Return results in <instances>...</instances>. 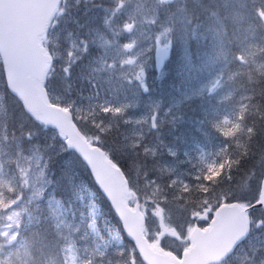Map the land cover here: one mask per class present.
Returning <instances> with one entry per match:
<instances>
[{"label":"rangeland","instance_id":"rangeland-1","mask_svg":"<svg viewBox=\"0 0 264 264\" xmlns=\"http://www.w3.org/2000/svg\"><path fill=\"white\" fill-rule=\"evenodd\" d=\"M105 2L108 3L109 0H105ZM100 3L101 0H96L95 3L94 0H68L67 3L71 10V16H75L80 10L79 23L83 29L82 37L88 39L95 37L100 45V47H91L93 49L91 56L85 55L83 58L85 64L79 67L81 71L78 72V75L82 76L79 80L84 85L81 87L82 90L72 95V99L87 109L89 101L86 97L92 91L87 77H91L104 90L102 99L106 98L114 104L128 103L130 105L125 112L126 117L132 119L144 117L146 121H150L156 110L157 127L153 130L154 137L150 147L159 148L160 151L157 152L156 149L157 154L154 158L158 157L161 161L159 164L164 166V171L172 178L177 179L178 184L177 188L174 189L175 191L179 192L180 181L195 185L194 177L196 175L211 171L210 165L218 164L224 160L225 153L224 150H221V146L225 141L224 139L232 138L226 137L223 131L214 125L220 124L222 128H231L232 122L237 120L240 104H246V100L240 95V92L235 88L233 89L232 79L234 76L243 75L247 72H264V58L262 56L264 51V12L260 11L264 9V0H210L211 7L207 12L199 11L193 0H172V6L177 9L176 15L160 27L159 31H163V27H169L171 31L167 38L160 40L159 44L154 39V36L158 35L157 30L151 28L144 18L153 16L152 9L161 6L160 0H134L137 9L139 43L129 53L120 50L118 44L115 43L110 46L104 45L103 30L94 31L103 17V10L98 7ZM185 3L188 5L189 13H192L190 19L185 12L181 11ZM93 24L95 28L90 29ZM141 29L145 31L141 32ZM107 35L111 38L110 33ZM129 39V34H122L118 43L126 42ZM74 40L76 39L71 38L68 44ZM169 41L171 59L166 71L159 74L161 65L165 63L167 57L159 65H156V48ZM222 42L224 51L229 53L242 52L245 63L240 65L231 59V55L226 60L225 56L221 54ZM189 43L195 45L188 49ZM61 49V54L64 57L66 49ZM182 51L185 54L180 59ZM136 52L141 53L137 57L136 64L123 67L119 65L118 60L116 68H108L99 63L98 60L92 59L95 54L103 56L106 60H111L113 57L125 58L127 55H133ZM79 53L77 50L76 55ZM138 64H142L145 70L148 68L149 71L153 72L158 86L162 88L158 97L163 105L172 104L174 107L181 104L180 109L188 107L189 110L183 112L184 116L178 115L180 112L178 107L164 111L162 104L157 103L153 97L148 95L145 96L147 98L139 99L135 90V83L126 79L129 73L138 70ZM217 79H219V84L209 92ZM125 80L128 81L124 82ZM3 84V76L0 71V168L3 169L0 172V191H3L5 196H11L14 193L10 192L5 184L18 185L19 183L18 180L14 179L12 173L18 154L10 148L12 142L4 139V125L11 123L12 120H6ZM81 93H83L84 98H82ZM57 97L60 98L56 102L58 104L67 99V96L64 97L53 91V100L56 101ZM192 108L197 109L191 110ZM174 110L176 113L173 112ZM85 115H88L89 121L98 119V117L89 115L87 111ZM226 119L228 123H225ZM108 123L109 121L105 119L102 126L107 129ZM166 123L176 127L178 140L175 143L160 141V144L159 141L155 142L158 128L164 125L163 128L165 129ZM144 124L124 123L123 120H120L119 129L113 127L107 130V134L112 135V130H117L120 137H126V139H119L120 143L118 144L127 145L126 152H130L133 149L132 141L136 139L135 132H142L144 142L148 141V138L145 137L146 134H144ZM151 129L153 128L151 127ZM45 132L48 136L37 141L34 139V143L41 145V151L47 156L50 155L49 152L52 155L54 150V148L48 147V141L52 139L55 133ZM225 149L228 151V148ZM48 171L47 167L46 182L52 187L48 188V210L45 215L53 217V223L62 221L57 230L60 234L58 235V242L67 244L74 239L80 247L86 244L91 245L95 242L96 237L88 228V221L91 219L88 198L90 196L94 199V193L91 191L88 182L83 183L79 180L78 183L73 181L70 183L69 181V190L67 191L57 185L55 186V181L50 179ZM218 175V171L212 172V176ZM159 195L157 194V196ZM57 204L60 205L59 209L56 208ZM25 207L27 210L21 213L23 224L19 229V239H16V232H13L11 236L5 234L7 220L0 216V264H60L59 256L54 257L48 253L40 254L39 252L36 254L27 248V244L23 242L24 231L29 225V216H31V226L37 227L41 221V214L36 210L34 204H26ZM188 207L190 210L191 203L188 199L177 206L173 207L172 205V214L179 220L178 228L181 230V235H187L189 232L190 227L184 221L187 220L186 210ZM191 216L189 212V218ZM96 218L102 225L105 223L102 222V214L99 211L96 213ZM153 223L155 222L153 221ZM170 226L172 224L168 222L162 226L163 230L160 231L159 238L166 235L171 236L170 242L176 243L181 240L180 230H176V233L171 235L168 232H172V230L170 228L165 229V227ZM154 228L157 227L153 224L152 229ZM149 239L153 244H157L154 237L149 236ZM253 240L256 243L254 247H251ZM111 243L116 245L119 241L113 239ZM263 257L264 228L258 229L256 227L253 236L239 246L231 257L222 264H261L264 261Z\"/></svg>","mask_w":264,"mask_h":264},{"label":"snow or ice","instance_id":"snow-or-ice-1","mask_svg":"<svg viewBox=\"0 0 264 264\" xmlns=\"http://www.w3.org/2000/svg\"><path fill=\"white\" fill-rule=\"evenodd\" d=\"M201 12H207L211 7L210 0H193ZM160 7L152 9L153 16L145 17L144 20L151 28L156 29L158 35L154 36L155 41L159 44L160 40L167 38L171 29L163 27V31H159L160 27L164 26L172 17L176 15L177 9L172 6V0L166 4L165 0H160ZM103 10V17L99 25L94 31L103 30L105 36L104 45L118 44L120 50L125 53L132 50L139 43L138 39V20L137 9L134 5V0H101L98 5ZM181 11L185 12L188 18H191L192 13L188 11V5L185 3ZM264 12V9L260 10ZM145 31L144 29L140 30ZM195 32V29H194ZM111 34V38L108 37ZM129 34L130 39L123 43H118L119 37L122 34ZM135 34V35H133ZM91 47H100L95 37L88 39L82 37L79 40H74L69 43V48L66 49V55L63 57L64 63L61 66V71L64 77L71 80V66L74 62L82 59L84 55L91 56ZM170 41L160 44L156 48V56L158 65L168 55ZM79 50L80 55H76ZM141 53L136 52L133 55H127L125 58H115L106 60L103 56H93L92 59L98 60L99 63L108 67L116 68L117 60L121 67L125 65L136 64L137 57ZM221 54L227 60L229 55L231 59L238 62L240 65L245 63L242 52L229 53L224 51L223 42L221 44ZM57 57H53L56 60ZM138 70L127 76L126 79L134 78L139 81L141 86L147 90L145 84V69L142 64L137 65ZM49 72H54L55 67L50 66ZM88 83L92 88L91 93L86 97L89 101L87 109L84 105L77 104L75 99L71 98V84L68 85V97L63 102L59 103V107L67 110L68 118L71 125L77 131L86 137L94 146L106 151L108 158L112 161L117 169L118 175L123 177V187L126 189L124 199L128 207L138 208L143 212L145 217L149 214L159 217L169 212L167 205L172 198L168 195L170 190L176 189L178 181L175 178H170L165 182H161L159 177L164 176V166L158 162L150 163L149 157L154 158L157 154L154 147L143 143V133L135 132V140L132 141V148L137 157L143 154V160H133L130 164L122 163L127 157V145L118 144V139H126V137H118L117 140H106L107 130L115 127L119 129V121L124 123H149L150 127H157L156 113L154 111L150 121H146L144 117L132 119L125 116L126 110L130 107L128 103L114 104L110 100L102 99L103 89L97 84L96 80L87 77ZM219 84V79L209 89L211 92L216 85ZM5 87L13 98L14 108L12 121L4 125V139L10 140V148L18 154L17 160L14 162L12 173L14 179L18 180V185L6 183L5 187L14 195L5 196L3 191H0V216L7 220L6 235L11 236L16 232V239L20 236V226L23 224L21 213L26 211V204H34L36 210L41 214V222L47 225L49 235H60L58 229L60 223H53V217L45 215L48 203V188L52 187L46 182L47 165L53 158H59L61 155L67 158L61 161L60 176H67L70 183L74 180L71 174L73 166L72 156H78L86 166L90 181L95 186V191L98 196L104 201L106 207V215L111 217V220L106 224H101L96 218L98 205L95 202L90 204V216L88 228L95 234V242L91 245L78 246L77 242L72 239V242L60 244L58 241L54 245H50L60 257V264H147L140 244L136 237L132 235L125 226L123 209L120 199L109 192L102 184L98 174L93 170L92 164L89 162L90 157L86 150V145L80 143L78 138L72 136L64 128L60 127L55 130L51 142L48 147H58V151L52 155L45 156L41 151V145L34 143L33 128L40 126V121L32 115L24 106V101L21 97L7 84L5 76ZM82 98L83 93H81ZM59 97L54 102L59 101ZM254 107L251 103L240 104L238 118L232 122L231 128H222L220 124L214 125L223 131L226 137H233L237 144V150L234 154L225 153V158L220 163L210 165L211 171H206L203 174L196 175L194 180L195 185L188 182H179V193L187 194L193 189L202 193L201 203L208 208L205 215L201 212L199 215H192L191 219L196 220L199 224L201 221L206 222L221 204H240L249 214H259L264 217V111L259 108L260 119L258 120L251 114L250 109ZM98 117V119L88 120V115ZM105 119L109 121L107 129L103 127ZM228 123V120H225ZM88 130L86 131L85 126ZM94 129V131H93ZM243 133V139L238 136ZM111 144V147L108 146ZM223 151V150H222ZM175 155V153H173ZM22 161V162H21ZM68 161V163H65ZM3 169L0 168V172ZM213 171H218V176H212ZM150 172H155L156 176H150ZM237 174L248 176V189L243 197L236 196L233 192V186L236 183ZM210 177V178H209ZM227 181V188L221 192L219 197L214 195L215 187ZM212 190L210 191V187ZM159 193V199H156V194ZM176 199L183 198L179 195ZM215 200V203L212 201ZM57 204L56 208L59 209ZM31 216H29V225L31 227ZM114 222V223H113ZM258 229L264 228V219L257 222ZM243 239H247L244 235ZM115 239L118 244L112 245L111 241ZM240 241H237L239 243ZM15 243V241H13ZM235 251V245L231 246V250L225 253L231 255ZM177 261L183 260L181 252L174 253ZM264 264V261L261 262Z\"/></svg>","mask_w":264,"mask_h":264},{"label":"water","instance_id":"water-1","mask_svg":"<svg viewBox=\"0 0 264 264\" xmlns=\"http://www.w3.org/2000/svg\"><path fill=\"white\" fill-rule=\"evenodd\" d=\"M168 1V0H165ZM59 0H0V56L7 84L21 97L24 106L36 120L54 129L64 128L86 145L93 170L102 184L120 199L125 226L140 244L147 264H211L220 262L232 245L242 241L248 232V213L238 204L221 205L209 226L195 227L190 233L191 245L183 252V260L151 247L142 234L143 218L138 208L130 209L124 199L126 189L119 169L104 152L91 146L71 125L67 111L49 103L44 81L50 59L41 48Z\"/></svg>","mask_w":264,"mask_h":264},{"label":"trees","instance_id":"trees-1","mask_svg":"<svg viewBox=\"0 0 264 264\" xmlns=\"http://www.w3.org/2000/svg\"><path fill=\"white\" fill-rule=\"evenodd\" d=\"M62 8H64V5L62 6ZM263 58H264V51L262 54ZM1 71V69H0ZM51 78V77H50ZM49 78V81H50ZM52 80V79H51ZM4 83V81H3ZM59 84L54 85L53 81H51V85L53 90L58 87L60 88L62 91H65L64 89L66 87H68L69 84H71V93H76L81 89V87L84 85L81 82L75 81V78L73 81L70 82H65V83H60V81L58 82ZM50 86V83H49ZM233 89L235 88L237 91L240 92V95L246 100V104L251 103L252 105H254V107H252L250 109V112L252 115H254L258 120L260 119V112L257 111L256 109L259 108L261 111H264V72H260L258 73L257 71H252L250 73H245L242 75V78L239 80L238 83H234ZM3 88H4V99H5V104H6V120L11 121L12 120V116H13V108H14V102H13V98L12 96L9 94L8 89L5 87V84H3ZM69 91V90H68ZM244 101V100H243ZM197 108H192L191 110H196ZM188 111V107H184L182 109H180L179 112V116H184L183 112ZM176 113V110H175ZM166 128L164 129V125H161L158 128V132H157V137H159V134L162 135V133H166L168 135H171V131L172 130H176V127L172 124L166 123L165 124ZM86 131L88 130L87 125L85 126ZM94 131V129H93ZM113 134L112 135H108L106 134L105 139L106 140H117L118 137H120L117 133V130H112ZM154 133H152L153 135ZM33 135H34V139L35 140H40L41 138H45L47 137V132L44 131L43 126H38L33 128ZM239 137H241V139H243V133H239L238 134ZM158 140V139H157ZM170 140L173 141H177V138L172 137ZM51 141V139L49 140ZM153 142V138L150 139V143L152 144ZM50 142H48L49 144ZM118 143H120L119 139H118ZM225 144V146H224ZM223 146L221 147V150H224V153H226L228 148L227 153L228 154H234L235 150H237V144L235 139L232 138H227L224 141ZM109 148L111 147V144L108 146ZM231 152H230V151ZM58 151V149L55 151V153ZM134 149H132L130 152L127 151V157L125 160L122 161V163H128L130 164L131 161L133 160H143V154H141V156L137 157L136 154L134 153ZM67 157L64 155H61L59 158H53V160L50 162L49 168L51 171V177L52 179H54L55 181V186H59L62 189L65 190H69V179L67 176L61 177L60 176V168L62 167L61 165V161L66 159ZM225 158V156H224ZM150 163L153 162H157V160L155 158L149 157ZM72 161H73V166L71 169V174L74 176V180L73 182L75 183L80 177L86 179L89 184L91 186H93V183L90 181L89 175H88V170L87 168L84 166L83 162L79 159L78 156L73 155L72 156ZM65 163H68V161H65ZM150 176H156L155 172H150L149 173ZM169 176L165 173L164 171V176L159 177L161 182H165L167 181V178ZM248 176L247 175H239L237 174L236 177V183L233 186V192L236 196L239 197H243L248 189ZM210 187V191L212 190V186ZM227 188V181H224L223 184L218 185L215 187V191H214V195L216 197H219V195L221 194V192H224ZM94 199H92L90 196L88 198L89 202V211H90V204L92 202H95L98 207H97V211H99L102 214V222H105V224L111 220V217L106 215V207H105V203L104 201L98 196V194L95 191L94 188ZM178 191L170 190L168 195L170 197H172L169 202L167 207H169V209L172 212V205L173 207L176 205H178L181 202L187 201V199L190 201L191 203V207H190V211L189 207L186 210V214H187V220H184L186 223H190L191 225L195 223V220L191 219V217L189 218V212L191 215H196L197 212H200L203 208H205V206L203 205L202 208L200 209L202 203H201V197H202V193H200L199 191L193 189V191L187 193L186 195L183 193H179L180 196H182L183 198L180 199H176L175 196L178 194ZM159 194V193H157ZM156 197L157 199H159V196ZM212 202H215V200H213ZM88 211V210H87ZM257 215L259 214H253L252 217V221H256L257 220ZM174 216V215H173ZM175 217V216H174ZM175 221L177 223H179V220L177 217L174 218ZM194 221V222H192ZM100 222V221H99ZM114 223V222H113ZM36 230L37 233H33L30 234L32 231ZM34 230H30L28 232V241L30 243L31 249H32V245L35 244L36 245V251L38 250V252L40 251L41 253H48L50 255L55 254V249L53 247H51L50 245H53V236L48 234L47 231V225L42 223L40 221L39 225L34 229ZM168 250H171L173 252H181V248H179V250H174V248H167Z\"/></svg>","mask_w":264,"mask_h":264},{"label":"bare ground","instance_id":"bare-ground-1","mask_svg":"<svg viewBox=\"0 0 264 264\" xmlns=\"http://www.w3.org/2000/svg\"><path fill=\"white\" fill-rule=\"evenodd\" d=\"M188 45H189L188 49H190V48L193 47V45H195V44H191V43H189ZM184 54H185V53L182 51V56H180V59L183 58Z\"/></svg>","mask_w":264,"mask_h":264}]
</instances>
